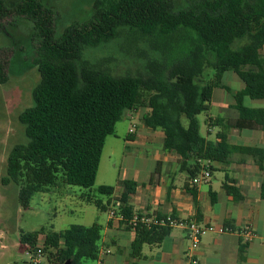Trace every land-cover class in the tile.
I'll list each match as a JSON object with an SVG mask.
<instances>
[{"label": "trees", "instance_id": "obj_1", "mask_svg": "<svg viewBox=\"0 0 264 264\" xmlns=\"http://www.w3.org/2000/svg\"><path fill=\"white\" fill-rule=\"evenodd\" d=\"M181 2L96 0L88 21L58 33L57 13L43 0L11 4L0 0V33L9 19L24 17L34 23L37 38L34 63L40 81L33 90L32 105L19 117L27 141L11 149L1 179L4 185L19 187L24 209L37 193L65 184L90 190L81 195L82 201L108 211L115 187L102 185L95 194L91 192L106 141L116 135L117 124L128 112L142 107L150 110L144 124L164 133L163 151L180 157L179 171L191 180L206 169L203 162L214 172L213 164L227 165L237 152L256 156L262 164L264 150L236 147L223 132L217 135L220 141L203 137L197 117L210 110L216 88L229 90L223 76L233 71L246 84L235 94L240 117L235 121L209 118L210 128L255 125L264 130V110L242 103L244 97L264 100V66L258 62L264 48V0ZM123 31L135 47L143 44L144 49H136L143 59L142 71L117 76L84 57L86 50L118 40ZM246 64L257 66L258 71L243 70ZM6 68L0 54V84L9 80ZM207 69L213 70L211 80L205 79ZM119 186L123 188L121 212L130 219L134 211L129 200L139 184L121 180ZM223 187L241 199L239 189L227 183ZM192 194L195 199L196 191ZM261 196L264 199V192ZM226 227L232 228L231 223ZM103 231L97 222L74 224L62 231L43 227L22 233L20 240L45 264H84L97 262L102 249L112 246L103 243ZM171 231L169 225L138 227L129 264H140L144 247L160 245ZM246 246L240 248V264L245 261Z\"/></svg>", "mask_w": 264, "mask_h": 264}, {"label": "crops", "instance_id": "obj_2", "mask_svg": "<svg viewBox=\"0 0 264 264\" xmlns=\"http://www.w3.org/2000/svg\"><path fill=\"white\" fill-rule=\"evenodd\" d=\"M258 62L264 66V48L258 56ZM242 69L258 71L253 64L243 65ZM228 73L230 75L225 77ZM223 83L229 90L216 88L211 107L217 109L220 119L238 120L240 112L235 94L242 92L246 84L233 71L224 74ZM242 103L245 107L264 110L262 99L244 97ZM149 112V109L142 107L124 116L140 124H134L135 127L130 128L125 136V165L119 172L118 185L109 210L123 193L119 182L135 181L139 186L129 200L134 213L157 217L174 216L175 219L197 220L216 227V232L202 237L198 248L194 250L199 264H240V248L245 244L243 264H264V199L261 196L264 192V161L260 165L258 157L237 152L229 164H213L222 179L220 187H215V171L208 183L194 184L187 174L179 171L180 157L163 151L164 133L154 131L144 124L143 118ZM131 130L134 132L131 133ZM224 130L218 125L217 135L225 133L232 145L264 150V130L259 126ZM217 135L214 141H220ZM114 137H118L117 133ZM225 183L239 189L237 195L241 197L240 200L226 192L223 187ZM192 190L196 191L195 199ZM211 192L214 194L213 199ZM109 210L106 222L99 224L104 227L103 243L112 246L102 249L101 259L103 264H129L130 247L136 235L123 224L110 219ZM227 222L231 223L232 228L226 227ZM221 229L227 230L219 232ZM248 229L254 232L253 238L247 237ZM192 251V242L186 229L172 227L163 243L144 247L145 259L140 264H187Z\"/></svg>", "mask_w": 264, "mask_h": 264}, {"label": "rangeland", "instance_id": "obj_3", "mask_svg": "<svg viewBox=\"0 0 264 264\" xmlns=\"http://www.w3.org/2000/svg\"><path fill=\"white\" fill-rule=\"evenodd\" d=\"M19 0H7L15 3ZM96 0H43L57 13V31L62 33L74 23H83L93 14ZM182 3L181 0H178ZM37 38L32 21L24 17H13L6 22L0 33V54L6 62L9 80L0 84V264H33V254L29 247L21 243L22 233L39 231L43 227H53L62 231L74 224H104L107 211L95 205L84 203L81 195L90 190L78 186L60 184L48 193H37L28 209L19 203V187L13 183L4 185L1 182L6 173L7 158L11 149L27 141L24 127L19 121L20 115L32 105V93L40 81V73L35 65ZM136 49H144L143 44L135 47L129 36L123 31L121 38L97 49L85 51V58L102 65L117 76L137 74L143 70V59L136 54ZM230 75L226 74L225 77ZM205 79L211 80L213 70L207 69ZM235 89V86L233 87ZM216 93L219 92L216 90ZM145 94V93H144ZM219 113L211 107L209 111L198 115L200 133L214 141L218 126H209V118L217 119ZM185 126L188 120L183 119ZM139 122L129 121L125 117L117 124L118 137L110 136L106 141L93 194L99 186L117 187L119 172L125 165V136L130 128ZM132 128V129H133ZM213 130V133H210ZM146 154V153H145ZM149 167V164H148ZM215 187H220L222 179L214 172ZM41 262L45 264L44 258ZM84 264H96L87 261Z\"/></svg>", "mask_w": 264, "mask_h": 264}, {"label": "built area", "instance_id": "obj_4", "mask_svg": "<svg viewBox=\"0 0 264 264\" xmlns=\"http://www.w3.org/2000/svg\"><path fill=\"white\" fill-rule=\"evenodd\" d=\"M134 131L131 130V133ZM206 169H203L201 174L193 179L194 184L199 183H208L212 177V172L207 168L208 163L203 162ZM124 209V204L121 202L120 198L115 201V205L109 210L110 219L117 221L118 223L123 224L125 227L129 226L132 228V231L135 233V230L138 227H146L148 229L153 226H165L169 225L171 227H182L186 229L189 239L192 242L193 251L188 256L187 264H199L198 258L194 250H196L201 242L202 237L208 233L216 232V227L212 225H205L197 220H179L172 217H157L151 216L145 213H133V216L129 219L121 211ZM227 229H221L219 232H223ZM247 237L253 238L254 232L251 230H246ZM33 264H42V256H33ZM98 264H103L101 259V254L99 256Z\"/></svg>", "mask_w": 264, "mask_h": 264}]
</instances>
